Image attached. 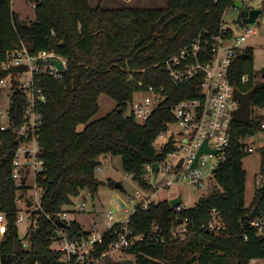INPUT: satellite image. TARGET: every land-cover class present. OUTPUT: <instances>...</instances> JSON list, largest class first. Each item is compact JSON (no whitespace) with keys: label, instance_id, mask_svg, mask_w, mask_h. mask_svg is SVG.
Wrapping results in <instances>:
<instances>
[{"label":"trees","instance_id":"16d2710c","mask_svg":"<svg viewBox=\"0 0 264 264\" xmlns=\"http://www.w3.org/2000/svg\"><path fill=\"white\" fill-rule=\"evenodd\" d=\"M233 0H167L163 8L105 9L100 3L91 7L89 0H41L36 3L35 22H22L12 10V0H0V80L5 76L1 63L6 52L23 42L31 54L53 51L68 59L63 78L43 75L39 85L46 102L39 104L42 126L39 132V159L44 169L37 175L42 189L41 209L35 210L27 239L20 237L18 193L12 179V159L18 146L14 128L24 120V95L12 96L10 115L15 123L7 133L0 132V210L8 220V232L0 247L1 264H51L62 258L51 249L57 227L49 217L74 205V198L88 190L95 195L100 182L95 177L101 156H119L124 171L141 187L149 190L146 166L162 162L173 147L158 152L157 139L167 131L174 117L171 106L195 98L196 82L181 86L171 84L166 73L154 65L164 62L189 45L201 32L217 33L224 13ZM236 23L242 24L241 16ZM248 58H237L230 79L241 92L256 89L252 105L264 106V84L255 83L253 50L245 48ZM248 75L250 81L241 84ZM139 82L165 86L167 99L144 124L124 113ZM107 95L115 109L99 120V97ZM255 118L248 124L233 122L227 161L217 171L219 189L206 195L192 208L177 212L169 200L152 203L147 209L138 206L129 219L134 235H144L126 253L135 264H249L264 260V237L248 220L264 213V191L256 190L250 207L246 206V177L241 141L258 133ZM260 122V123H261ZM262 173L264 175V155ZM111 185H114L113 183ZM219 212L223 229L210 230L212 210ZM180 221L190 232L186 241H170L168 236ZM63 231L68 238L85 234L81 224L72 220ZM157 226V235L150 236ZM161 232V233H160ZM161 238L166 241L162 242ZM113 238L107 236L99 252L106 250ZM29 241L30 246L24 241ZM107 264H121L112 262Z\"/></svg>","mask_w":264,"mask_h":264},{"label":"built area","instance_id":"2783aa9c","mask_svg":"<svg viewBox=\"0 0 264 264\" xmlns=\"http://www.w3.org/2000/svg\"><path fill=\"white\" fill-rule=\"evenodd\" d=\"M255 1L257 0H233L230 8L233 7L240 13L250 11L251 9H246V3ZM240 2L243 6L239 9L236 3ZM227 11L224 13L217 33L210 31L199 33L177 54L154 65L155 68L167 74L174 86L196 82L197 96L171 106L170 110L174 119L167 124L166 132L169 133V138L158 152L162 153L167 145L173 147V151L169 152L162 162H157L159 164L157 177L153 169L154 164L146 166L145 180L151 186L148 191L154 188L160 191L175 183L192 185L196 190L208 188L212 183L217 184L215 176L227 161V150L230 147L233 130V115L240 105L234 97L235 90L239 89L230 79V71L236 59L244 54L248 39L256 34V31L243 24V21L242 24L235 21V26L226 23ZM239 26L244 27L243 30H240ZM55 61L63 66V70L55 65ZM67 66V58L53 51L31 54L23 42L16 49L7 51L5 60L1 63V70L5 76L0 80V93L4 89H10L6 93V101L8 97L10 100L8 106L0 104V132L7 133L15 125L10 115L14 92L20 91L25 99L24 122L13 131L18 140V146L14 150L12 159V179L16 187H25L28 190L29 175L34 174L37 184V175L44 169V162L39 159L41 151L39 132L42 126V115L38 107L39 104L46 102L45 90L39 85L41 77L47 75L60 80L67 71ZM249 81V76L244 75L240 82L246 85ZM138 85L140 90L134 93L124 117L133 118L137 123L144 124L152 113L166 101L167 94L165 86L155 87L144 82H139ZM258 133L262 134V143L249 142L248 139L253 136L241 141L242 151L245 154L264 155V121L260 123ZM205 142L207 149L211 152L203 153L197 158ZM214 151L217 153L214 154ZM196 159V166L192 168ZM140 195L141 193H138V199L142 198ZM79 197H82V194ZM144 198H146L144 203L139 205L143 209L155 203L151 201V197ZM41 199L42 195L35 199V210L41 209ZM17 202L18 204L26 203L19 197ZM74 206L78 212L86 209L85 202ZM185 208L181 203L175 210L181 212ZM21 211L18 212L17 225L23 221V218L19 216L23 213V210ZM49 218L57 227L56 232L58 233L57 236L52 237L51 249L61 253L62 258L59 261H64L66 264H107V261L114 258L117 253L126 252L133 245L145 239L144 235L133 234L129 227V220L124 223H113L114 219L111 215H109L107 226L102 231L93 230L76 238H68L63 228L57 224L58 221L65 223L72 221L69 211H63ZM250 223L257 229L258 234L264 237V213L256 216ZM208 228L213 231L223 229V221L216 209L212 210ZM158 229L157 226L153 227L150 236L157 235ZM7 232V216L0 210V247L5 241ZM189 234L187 224L182 221L172 229L168 238L170 241H186ZM107 236L113 239L106 250L99 252V247L105 243ZM157 237L160 238L158 235ZM161 241L165 242L166 239L161 238ZM258 260L262 259L251 260L249 264H256ZM261 264H264V260Z\"/></svg>","mask_w":264,"mask_h":264},{"label":"rangeland","instance_id":"374dc122","mask_svg":"<svg viewBox=\"0 0 264 264\" xmlns=\"http://www.w3.org/2000/svg\"><path fill=\"white\" fill-rule=\"evenodd\" d=\"M91 7L95 8L100 3L105 9H119V8H163L167 4V0H133L130 4L125 2L113 1V0H89ZM246 9L262 10V13L258 16L257 22L254 25H248L250 28L256 31V34L248 39L245 47H250L253 50V63L252 67L255 72V83L257 85L264 84V0H257L255 2H247ZM12 10L17 14L19 19L25 23L35 22L36 16V2L33 0H12ZM241 13L233 7L227 11L226 23L235 26V21L240 18ZM244 27L239 26L240 30ZM10 89H4L0 93V104L2 106L9 105L10 98L6 101V93ZM99 112L92 119L99 120L105 117L107 114L112 112L117 103L109 96L103 94L99 97ZM251 117L263 118L264 119V106L252 105ZM169 138V133H163L155 142L154 146L159 151ZM248 141H255L257 144L262 143V134L256 133L253 137H250ZM173 158H171L172 160ZM101 165L95 171L96 179L101 183L98 191L95 195H92L88 190H84L81 194L82 197L74 198V205L81 202L86 203L85 211L78 212L76 207H66L64 210L70 212V219L78 221L85 231L91 229L102 231L108 224L109 215L113 217V223H124L127 222L135 209L144 203L146 198L151 197V201L158 203L160 201L169 200L171 201L174 197H181L182 204L186 208L194 207L200 198L209 195L219 189V186L212 183L211 186L202 190H196L192 185L184 183H175L169 188L157 191H148L141 187L132 177L127 174L122 165V158L119 156H101ZM263 156L260 153H253L243 159V167L247 173L246 177V193L245 201L246 206L250 207L256 190L260 188L264 183V175L262 173ZM152 182V180H151ZM27 193L19 191L18 197L21 201H26L25 204L19 203V211L23 210L19 216L23 218V221L18 225L19 233L21 238L27 239L30 231V226L34 225L35 222L31 219L32 213L35 211L34 201L42 195V189L37 187L34 179V174L29 175ZM114 185H111V184ZM120 183L123 186V190L117 189L116 184ZM38 193V194H37ZM138 193H141L142 198L138 199ZM140 195V196H141ZM28 200L33 205L28 206ZM120 200L125 203L126 208H122ZM26 205V206H25ZM22 212V211H21ZM92 229V230H93ZM27 244V249L30 246L29 241H24ZM124 259H132L135 261L133 255L127 254L125 251L117 253L114 258H111L112 262H121ZM261 264V262L256 263Z\"/></svg>","mask_w":264,"mask_h":264},{"label":"water","instance_id":"95a60500","mask_svg":"<svg viewBox=\"0 0 264 264\" xmlns=\"http://www.w3.org/2000/svg\"><path fill=\"white\" fill-rule=\"evenodd\" d=\"M33 1L38 3L41 0H33ZM242 6H243V4L241 2L240 3H236V7L237 8L240 9V8H242ZM261 13H262V10H258V9H256V10L253 9V10H250V11H241V19L243 21V24H245V25H254V24H256L257 18H258V16ZM241 58H248V55L243 54V55H241ZM54 63L60 70H63V66L59 62L55 61ZM255 91H256V89H252L251 91H249L247 93H242L241 91H239L237 89L235 90L234 97L240 103L239 108L234 112V115H233V120L235 122L248 124V123H250L252 121V117H251L252 97H253ZM260 122H261L260 120H257L256 121V125H259ZM206 144L207 143L205 142L203 147H202V149L198 153L197 158L200 155H202L203 153L211 152V151H209V149H207ZM213 153L216 154L217 152L214 151ZM196 162H197V159H196V161H195V163H194L192 168H195ZM158 168H159V164L155 163L153 165V169L155 171V177H157ZM116 188L120 189V190H123V186L120 183L116 184ZM261 190L264 191V183L261 186ZM181 203H182L181 197L173 199V200L170 201V205H171L172 208H176ZM120 204H121V207L123 209L126 208V205H125V203H123V201L120 200ZM32 205H33V203L30 200H28V206L31 207ZM256 213H257V210L254 209V211L251 213V215L248 216V220L250 222L254 221V219L256 217ZM180 223H181V221H180ZM57 224L61 228L68 227V225L65 222H62V221H58ZM54 234L56 236L58 235L57 232H55ZM51 264H66V262H64V261H54ZM121 264H135V261L132 260V259H124V260L121 261Z\"/></svg>","mask_w":264,"mask_h":264},{"label":"crops","instance_id":"0c3cea01","mask_svg":"<svg viewBox=\"0 0 264 264\" xmlns=\"http://www.w3.org/2000/svg\"><path fill=\"white\" fill-rule=\"evenodd\" d=\"M113 1H120V0H113ZM122 2H125L126 4H130L133 0H121ZM180 197V196H179ZM179 197H174V198H172V200L173 199H176V198H179ZM65 211H67V210H65ZM82 225V224H81ZM83 226V225H82ZM84 227V226H83ZM93 227L91 228V229H89V230H87V231H85V229H84V231H85V233H88V232H92L93 230H95V229H93ZM53 246H54V244H53ZM262 260H258L256 263H258V262H261Z\"/></svg>","mask_w":264,"mask_h":264}]
</instances>
